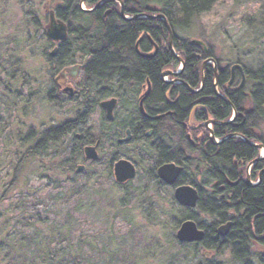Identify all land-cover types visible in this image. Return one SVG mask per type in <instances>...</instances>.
Wrapping results in <instances>:
<instances>
[{
	"label": "trees",
	"instance_id": "trees-1",
	"mask_svg": "<svg viewBox=\"0 0 264 264\" xmlns=\"http://www.w3.org/2000/svg\"><path fill=\"white\" fill-rule=\"evenodd\" d=\"M62 1L57 16L68 24V39L59 47L58 60L55 62L49 55L48 63L57 71L59 65L72 63L74 57H88V60L77 86V96L72 99L61 95L60 102L72 108V119L42 130L31 128L24 134H14L12 148H7V141L2 145L0 157L6 167L0 172V264L85 262L68 260L60 251H39L37 241L24 239L16 231L14 225L17 223H12V214L25 213L19 207L25 202L21 197L8 204V196L18 188L22 174L32 166H38L41 171L50 166L62 173L72 172L82 156L83 147L106 137L104 133L94 136L91 129L86 128L89 117L104 99L118 98L121 109L112 122L101 119V125L107 130L115 125L118 131L132 128L139 135L146 129L143 127L146 122L138 115L136 95L147 81L154 111L168 112L170 116L161 125H155L152 140L142 143L136 140L132 146L125 147L115 143L116 150L107 162V169H111L121 155L137 167L147 164L146 176L155 181L159 166L174 163L182 167L177 185L194 187L198 202L194 210L180 207L179 216L172 219V226L177 229L182 221L190 219L204 236L199 243L179 244L181 252L194 257L200 254L202 260L196 264H226L222 260L224 256L231 264H264V254L254 257L252 251L254 242L264 247V158L259 159L257 147L262 145L264 149V139L258 133L264 121V59L253 70L244 68L252 85L249 95L238 86L232 91L227 86L230 77L225 70L215 76L212 65L202 69L204 61L214 59L211 50L204 51L178 34L193 28L194 23L220 0H128L125 15L143 17L129 21L110 17L105 21L97 12L81 11L80 0ZM233 1L238 6L242 0ZM244 1H250L252 6H247L249 12L240 15L238 23L250 34L252 45L264 55V0ZM148 8L155 13L147 14ZM169 33L172 50L168 49ZM147 38L158 49L152 59L141 58L135 52L148 47ZM154 51L152 49L151 55ZM176 56L183 57L184 69L177 75L179 84L172 85L164 82L161 74L169 66L170 72L175 71ZM167 79L171 81L173 77L167 76ZM47 98L56 104L51 101V94ZM233 113L235 117L230 121ZM3 118L0 113V133L8 128ZM207 122L210 128L205 125ZM190 131L201 134L202 140L191 144L186 139ZM69 136H72L71 146H66L63 141ZM1 158L0 168L4 162ZM248 165H251L249 174ZM139 189L136 188L135 193H139ZM201 215L211 222L205 224L199 218ZM227 222H232L228 234L217 236L216 228ZM26 223L37 229L43 218L38 213L30 214ZM31 246L36 251L28 253L27 247Z\"/></svg>",
	"mask_w": 264,
	"mask_h": 264
},
{
	"label": "rangeland",
	"instance_id": "rangeland-1",
	"mask_svg": "<svg viewBox=\"0 0 264 264\" xmlns=\"http://www.w3.org/2000/svg\"><path fill=\"white\" fill-rule=\"evenodd\" d=\"M62 4V0H0V113L8 126L0 133V156L6 141L7 148L15 145L14 134H24L31 128L42 130L74 117L71 106L60 102L63 97L54 81L60 73L48 63L53 45L44 35L49 13ZM247 6H252L250 1L242 0L237 6L233 0H220L193 28L178 34L188 41L202 42L223 69L240 64L245 70H253L264 55L238 23L240 15L249 12ZM66 74L71 76V72ZM236 86L249 95L252 85L247 76H237L235 89ZM49 94L56 104L48 100ZM101 119L104 114L98 106L86 122L92 135L106 136L98 148L97 163L86 162L82 153L69 174L50 166L45 171L32 166L22 174L18 188L8 196V204L21 197L25 202L19 206L25 213L12 214L16 231L29 242L37 241L39 251L64 252L68 260H84L82 264L198 263L201 255L181 252L175 239L177 229L173 228L172 219L179 216L180 206L173 199L172 187L161 185L159 179H148L145 163L137 167L135 178L128 184L115 182L114 162L111 169H107V162L124 131H118L116 125L107 130ZM258 133L264 139V121ZM71 139L72 136L67 137L63 144L71 146ZM259 155L264 156L263 148ZM80 165L85 168L76 173ZM5 167L4 161L0 172ZM246 171L250 173L251 165ZM136 188H140L139 193H135ZM12 206L15 208L14 203ZM36 213L43 218L37 229L26 223L30 214ZM199 218L205 224L211 222L202 215ZM33 246L27 247L28 253L36 251ZM252 251L254 257L264 254V247L254 242ZM222 260L231 264L227 256Z\"/></svg>",
	"mask_w": 264,
	"mask_h": 264
},
{
	"label": "flooded vegetation",
	"instance_id": "flooded-vegetation-1",
	"mask_svg": "<svg viewBox=\"0 0 264 264\" xmlns=\"http://www.w3.org/2000/svg\"><path fill=\"white\" fill-rule=\"evenodd\" d=\"M84 4L87 6L86 8L83 7ZM127 5H128V0H80L79 3H78V7H79V9L81 11H83V12H91V13L92 12H97V13H99L101 15L102 19L105 20V21L109 17L111 19H114V20L121 19V20H124V21L143 19V17L139 16V14H134V15H131V16L130 15H125V11L127 9L126 8ZM58 8H59V6H56L49 13L48 21H49V16L52 14L54 16V19L57 22L64 24L66 26V28H67V38L64 41H62V42L54 43V42L49 41L53 45L52 51L55 50L54 55L53 56L50 55V57L53 58L55 60V62L58 60V57H59L57 55V53L59 52L60 45L62 43H64V42H66L67 39H68V24L66 22H64V21H61L58 18V16H57V14H58L57 9ZM135 11H138V10H134V12ZM143 13H145V12H143ZM146 13L147 14H152V13H155V12H154V9L148 8L146 10ZM157 16H158V19L162 20L159 17V16H161L160 14H157ZM147 42H148L149 45H148V47L145 50H140L139 49L138 50L139 52H138L135 49L136 50L135 52L141 58L152 59L153 57L148 58V57L142 56V55H149V54L151 55L152 49L155 50L154 51L155 53L158 52L157 51L158 49H157V47L155 46V43L152 40L147 38ZM168 44H169L168 49L172 50L171 41L170 40H168ZM193 45H199L203 49V46L201 44L194 43ZM176 57L178 58V65L176 66L175 71H172V72L173 73H177V75H179L180 73H182V71L184 69V59L181 56H176ZM87 60H88V57H85L84 59H81L80 57H76V58L74 57L73 60H72V63H68L66 65H61V66L59 65V67H58L59 69L57 70V72H59L60 74L54 79V81H55L56 89L61 93V95L68 96V97H70L72 99H74L75 96H77V94L79 93L78 89H77V86L80 83L81 75H82V72H83V68L85 67V63L87 62ZM206 65H212L213 71L215 73V76H217L218 72H222V71L225 70L227 72L228 76L230 77V80H229V82L227 84L229 90L233 91L235 89L234 87H235L236 77L237 76L241 77L240 73L237 70L232 71L231 68L230 69L221 68L219 63H218V61L215 58L214 59L210 58V59L204 61L202 63V69H204ZM178 67H179V69H177ZM165 69L170 72L171 66H169L168 68H165ZM68 72H71V76H68L66 74ZM244 74H245V70H244ZM177 75L176 76H172L173 80H171V81H168V80H163V81L164 82H170L172 85L179 84V82L177 81L178 80L177 79ZM61 81H63L65 83L64 85H69V87L73 90L72 93H70L69 91H64L67 87L62 86L63 84H62ZM200 88H202V84L200 85ZM239 88H241V87H239ZM147 90H148V86H147V83H146L145 86H142L140 88L139 93L136 95V103H137L136 109H137L138 115L140 116L141 120H143V121L145 120L146 123L144 122L145 124H144L143 127H145L146 129H143L140 132V134L137 135L136 131L134 129L126 128L124 130V137L123 138L122 137L118 138L116 140L117 141L116 143L119 146H121V147L132 146L133 143H136V140H137V142L140 141V143H142L143 140H146V139L152 140V134L155 131V125H158V124L161 125V123H164L166 121V119L168 118L167 116H170V115H168V112L164 113V112H155L154 111L153 98L149 97V95L151 93L150 84H149L148 95H147V97L145 98V100L143 101V104H142L143 113L140 112V110H139V99L142 96V94L144 92H146ZM194 92H196V91H194ZM109 99H116V101H117L116 107H115V109L113 111V118H114V115L116 114L118 108H120V100L118 98H115V97H110V98H107V99H104V100H109ZM101 111L103 112L104 118H105V112L102 109H101ZM164 115H165V117H163ZM112 121H113V119H112ZM112 121H109V122H112ZM208 128H210L209 125H208ZM188 135L189 136L188 137L186 136V139L189 140V142L191 144H195L196 142H200L202 140L201 139V134L197 135V134H195V132L190 131ZM127 137L129 138L128 142H123V140L126 139ZM211 138H212V136H211ZM101 141H102L101 139H98V140H95L93 143L87 144L85 146H95L96 143L98 142V145L96 146V152L98 154V148L100 146ZM183 141H185V140H183ZM98 159H99V155H98ZM119 159H126V158H119ZM126 160H128V159H126ZM128 161H130V160H128ZM86 162H91V161H86ZM97 162H98V160L96 162H92V163H97ZM130 162L134 165L135 170H136L137 169L136 164L133 163L132 161H130ZM84 168H85V166H84ZM156 172H157V170H156Z\"/></svg>",
	"mask_w": 264,
	"mask_h": 264
},
{
	"label": "water",
	"instance_id": "water-1",
	"mask_svg": "<svg viewBox=\"0 0 264 264\" xmlns=\"http://www.w3.org/2000/svg\"><path fill=\"white\" fill-rule=\"evenodd\" d=\"M163 18L162 16H159ZM45 37L48 41L51 42H62L67 38V28L64 24L57 22L54 19V16L51 14L49 16V23L48 27L45 31ZM169 40L171 41V34L169 33ZM191 43L201 44L203 46L204 51L206 50V46L203 45L202 42L197 40H192ZM138 42L136 44L137 49ZM55 50H53L50 55L53 56ZM155 54V52H154ZM142 55L144 57L151 58L153 55ZM231 70H237L241 78H245L244 69L240 64H235L231 67ZM177 73L173 72H163L161 77L167 76H176ZM217 78V77H216ZM217 80V79H216ZM148 90L142 94L139 99V110L143 113L142 104L145 98L148 95L149 91V83L147 81ZM64 91H69L72 93L71 88H66ZM116 99H109L101 101L99 107L105 112V119L107 121H112L113 119V111L116 107ZM235 117V113H233L232 119ZM229 121V122H230ZM210 123L207 122L205 125L208 127ZM129 138L123 140V142H128ZM213 140V137L211 138ZM85 146L83 147V156L86 161L96 162L98 160V154L96 152V146ZM259 149L263 148L262 145L257 146ZM264 158L261 156L259 159ZM258 159V160H259ZM84 170V166L80 165L76 169V173H80ZM183 168L180 166L175 165L174 163H166L157 168V177L158 179L168 187H173V199L178 204V206L186 209H195L197 202H198V193L196 189L190 185H177L178 178L180 177ZM113 177L116 183L124 184L128 181H131L136 176V170L134 165L126 160V159H119L117 160L112 166ZM246 183L249 184V179L246 178ZM232 226V222H227L226 224L220 225L216 228L215 232L216 235L219 237H225L228 234L230 227ZM204 236L203 231L197 226V224L190 219L182 221L175 233V239L179 244H192V243H199L202 241ZM264 238V237H263ZM261 238V239H263Z\"/></svg>",
	"mask_w": 264,
	"mask_h": 264
}]
</instances>
